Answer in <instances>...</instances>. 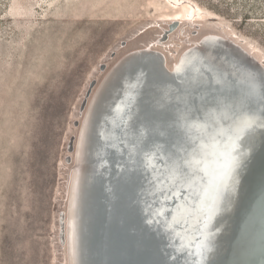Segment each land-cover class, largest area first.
Masks as SVG:
<instances>
[{
    "label": "rangeland",
    "instance_id": "374dc122",
    "mask_svg": "<svg viewBox=\"0 0 264 264\" xmlns=\"http://www.w3.org/2000/svg\"><path fill=\"white\" fill-rule=\"evenodd\" d=\"M205 35L264 69V0H0V264H67L63 161L90 82L159 36L172 65Z\"/></svg>",
    "mask_w": 264,
    "mask_h": 264
},
{
    "label": "bare ground",
    "instance_id": "6f19581e",
    "mask_svg": "<svg viewBox=\"0 0 264 264\" xmlns=\"http://www.w3.org/2000/svg\"><path fill=\"white\" fill-rule=\"evenodd\" d=\"M156 26L149 25L145 31ZM168 30L169 28H167ZM210 42L219 44L220 48L215 53L207 51L206 45L210 44ZM163 43L165 41L159 36L145 46L125 52L109 68L105 69L99 83L91 88V85L95 84V81H92L87 88V92L90 91V95L85 104L82 103L79 108L83 110V115L79 125L78 137L74 138V140H69L65 148L68 153L73 155L72 158L69 157L63 161L65 165L69 164L71 167L68 197L66 209L63 212L60 211L56 219V239L58 245L62 244L66 248L67 264H124L122 261H116L117 257L120 256V242L116 241L118 236L114 235V232L112 234L113 238L109 231L106 233L109 224H107L105 217L107 214L115 213L118 215L124 211V213L126 212V220L131 222L136 216V214H133L134 212H130V209H134L132 196L125 198L124 195L125 188L130 184L132 185L133 174L140 170L143 172L144 180L140 184L138 178L136 190L142 185L140 191L146 194L142 204L147 206L145 207V242L148 246H146L147 250H151L152 244L158 243L157 252H160L167 261L171 260L179 264H205L211 262L223 264L226 260L231 263L237 253L252 250L255 247L251 237L247 239L245 236L240 235V232L237 235L236 230L241 231V228L238 225L237 228L234 224H231L232 228L230 226L228 232L225 230L213 235L212 237L215 240H212V243H209L206 239H201L203 246L198 247L199 245L196 243L199 241L197 239L198 236L206 231V233H209L215 228L214 226L208 230H203L208 225L206 219L211 214H219L221 210H218L217 205L213 206L219 198V193L216 189L217 184L211 186V189L204 188L203 185L207 184V180L200 181L198 179L204 170L194 175L190 166L195 165L193 159L198 157L204 160L210 158L209 155L212 154L206 148H216L218 146L217 133H220L223 128L203 117L201 126L197 128L196 132H190L187 129L183 130L179 126V123L185 118L182 114V109L176 104L164 107L163 99L166 97H163L160 87L155 84V79L159 75L158 71L160 69L164 72V76L168 78L167 81L172 80V83H175L180 77L179 75H181L179 68L181 66H193L192 63L196 62L195 60L200 57L199 63L195 66L201 68L204 66L205 60H209V69L211 72L216 71L217 76L214 74L211 77L210 73L199 71L201 70L199 68V72L193 71L188 74L189 80L185 82L186 87H190L192 83L201 79L202 84L197 87V92L203 91L208 86L215 87L217 90L219 85H221L219 79L222 77H225L224 80L226 82H232L231 78L233 76L236 77L245 72L249 78L253 79L251 82L260 89V97L261 99L263 97L264 105V71L259 66L252 64L248 58H244L242 49L233 44L231 40L217 35H205L184 48L171 68H168L166 56L159 49ZM216 53L220 55H216V57L214 55ZM237 61L242 66H238ZM215 66H218V68ZM124 69H127L126 74L122 71ZM121 72L123 76H120ZM197 72L199 76H197ZM113 80H118V85L114 90L113 96L110 97V101L103 104L104 99L102 96L109 92ZM130 84L131 86L139 84V92L142 93V98L132 102L134 95L129 89L128 98H123L117 103L116 108H118L119 112L111 121L115 122L117 119L122 118L127 121L131 130L129 134L126 133L123 130V123L119 124L115 130H107L111 134L116 132L114 140L109 143L111 147H114V153L112 152L111 154L109 168L105 170L103 166L107 159L102 155V152L105 146L108 147V144L104 136L99 140L101 147L96 146L97 141L95 144L92 142V144L87 145L90 142L87 135L93 131L90 130L92 126L91 119L93 116L100 114V116L98 115L100 117L98 120L101 121L102 127L104 121L106 122L110 118L106 114L111 115L113 111L112 103L123 95ZM228 87L230 88V86ZM228 87L220 88L223 92ZM231 87L236 88V90L241 89L239 88V81L231 83ZM229 91L230 97H232L235 91ZM192 95L198 94L193 93ZM201 98L202 96L199 97V99ZM206 99H201L203 101L197 99L195 104L208 101ZM228 101L227 99L219 100L225 105L230 103ZM120 102L121 104H119ZM98 103L103 104L102 113H99V110L96 109ZM128 106L129 109L138 108L135 117L130 118L129 116L130 119H128L127 113ZM249 126L247 127L249 130L244 135L239 136V138L235 137L236 135L234 136L238 143L264 136V123ZM214 130H217L215 131L217 133ZM120 136L125 138L130 136L129 138L131 139V147L133 146V149H130L131 152L126 157L119 154L118 138ZM233 145H231V153L240 152L241 147L239 145L234 147ZM107 149L108 152L111 151V148ZM239 154L242 155L243 161L250 158V154L246 152H240ZM91 170L93 175L89 176ZM209 178L204 177V179ZM111 204L114 207L110 210ZM204 204L207 205L203 206ZM210 208L214 209L212 213L206 210ZM237 214L247 215V218L240 221L241 224L250 218L248 212H236L227 216L231 217L229 218L231 223L236 220L234 215ZM219 216H216V218H219ZM126 220L123 219L122 221ZM203 222H205L204 225H202ZM245 230H242L241 233L245 234ZM247 230L255 234L253 230ZM103 234L105 236L110 234L113 239V243L110 245L111 256L113 257L109 262L106 261V258L102 261L96 258L101 257L104 253L101 250V246H98L95 236L101 242L103 241L101 238L104 237ZM258 234L263 238L264 242V230ZM239 235L243 239L241 243H236L233 244V247H229L233 241L236 242L239 239H237ZM259 248L262 249V247ZM94 259H97V262H94ZM257 261V264L264 263V252L257 258Z\"/></svg>",
    "mask_w": 264,
    "mask_h": 264
},
{
    "label": "water",
    "instance_id": "95a60500",
    "mask_svg": "<svg viewBox=\"0 0 264 264\" xmlns=\"http://www.w3.org/2000/svg\"><path fill=\"white\" fill-rule=\"evenodd\" d=\"M152 43L150 44L152 45ZM206 48L207 51L215 53V51L218 50L220 47L217 42H210V44L206 45ZM242 52L244 58H248L252 64H254L255 66H259V68L264 71L262 66L257 61H255L249 54H247L243 50ZM214 55L218 56L220 54L216 53ZM215 56L213 57L215 58ZM199 60L200 57L195 60L196 62L192 63L193 66H181V68H179L181 75L178 74L180 77L178 76L179 78L175 83H172V80L167 81L168 78L164 76V72H162V70L160 69L158 71L159 75L155 79V84L160 87V91L162 92L163 97H166L165 99H163L164 107H169L172 104H176L182 109V114L185 116V118L179 123V126L183 130L187 129L190 132H196L197 128L201 126V120L203 117L208 118L211 123L217 124L218 126H221L223 128L220 130V133H217L215 132L217 130H214V132L217 133L216 138L219 139V142H217L218 146L216 148H206V150L211 152L212 154L209 155L210 158L205 159L206 161L200 157L196 159L192 158L196 167L195 165L190 166L191 170H193L194 172V175L197 172L204 170L202 175L198 178L200 181L207 180V184L203 185L204 188L211 189V186L217 184L216 189L218 190L219 198L217 202L212 205H217L218 210H221L219 214L215 213L211 214V216H208V218L206 219L208 221V225L206 229L203 230H208L209 228H213L214 226L215 228L209 233H206V231L204 232L205 234L203 233L202 235L198 236L197 239H199V241L196 243L197 245H199L198 247L203 246L201 239H206L209 243H212V240H215L212 237L213 235H216L219 232L225 230L228 232L231 224H234V226L236 225V227L238 225V227L241 228V231L244 229L246 230L244 234L241 233L240 230L234 229L236 230L237 235L240 232L239 234L245 236L247 239L251 237L255 247L252 250L237 253L231 263H229V261L227 260L225 263L257 264V258H259L260 255L264 252L263 238L258 234L264 230V194H261L264 193V136L256 137L253 140H245V142L243 141L240 143L237 142L238 140H236L234 136L236 135L235 137L239 138V136L244 135L246 131L249 130L247 129L249 125L256 126L259 123H264V105L262 101L263 97L261 99L260 89L257 88L256 84L251 82V80L253 79L249 78L245 72L237 75L236 77L233 76L231 78L232 82H226L224 80L225 77H222L221 79H219V81H221V85H219L217 90L215 87L212 88L208 86V88L203 89V91L200 90L199 92H197V87L202 84L201 79L197 80L195 83H192L190 87H186L185 82L186 80H189L188 74L193 71H198V69L200 68L199 66H195L197 65V63H199ZM237 62L238 66H242L239 61ZM171 66L172 65L168 64L167 67L171 68ZM209 66L210 61L205 60L204 66H202L200 68L201 70L199 71H206L207 73H210L212 77L214 74L216 75L217 73L216 71L211 72ZM215 67L218 68V66ZM122 71L124 74H126L127 69H124ZM198 72L196 73L197 76H199ZM123 73L121 72L120 76H123ZM118 80H113V83L110 86V90L108 89L109 92L102 96V98L104 99L103 104H106L108 101H110V97L113 96L114 90L118 85ZM236 81H239V88H241L239 90H236V88L231 87V83H236ZM130 86L131 84L129 85V87ZM228 86H230V88ZM129 87L125 90L123 95L119 96L112 103L111 107L113 108V111L111 115L106 114V116L110 118L106 120V122L104 121L102 127L100 124L101 121L98 120L100 118V114H98L99 116H93V118L91 119L92 126L90 130L93 131H91L90 134L87 135L89 136L88 139H90V142L87 145H89L90 143L92 144V142H94L95 144L97 141L96 146L101 147V143L99 142V140L104 136V139H106V143L108 144V147L105 146L102 152V155L107 159L106 163L103 166L105 170L109 168V161L111 160V154L114 149V147H111L109 143L114 140L116 132L115 131L114 134H111V132L107 130H115L121 123H123V130H125L126 133L129 134L131 130L127 121L123 120L122 118L117 119L115 122L111 121L112 118L119 112L118 108H116L117 103L123 98H128L127 94L129 89H131L134 95L132 102H136L138 99L142 98V93L139 92V84H134L133 86H131L132 88ZM220 87H223V89L226 87L228 88L227 90L225 89V91L222 92V89ZM229 90H232V92L235 91L232 97H230ZM219 91L221 92L219 93ZM191 93H196L198 95L193 96ZM200 96H202L201 99L207 98L206 100L208 101L199 102L198 104H195V101L197 99L199 101H203L199 99ZM217 96L221 97L217 98ZM220 99L222 101L227 99L230 101L231 104L227 103L225 105L223 102H219ZM103 104L98 103V105L96 106V109L99 110V113H102ZM119 104H121V102ZM137 110L138 108L129 109L128 106V119L135 117V113ZM193 114L195 115L193 116ZM129 137L130 136L125 138L123 136H120L118 138L119 154H122L124 157L128 156V154L131 152L130 149H133V146L131 147L132 144L130 141L131 139ZM233 143L235 144L233 145ZM231 145H233L234 147H237L239 145L241 147L240 152H246L247 154H250V158L246 161H243L242 155L239 154L240 152L236 154L231 153ZM107 148H111V151L108 152ZM200 165L202 166L201 168ZM222 165L225 167L223 168ZM142 173L143 172H141L140 170L139 172L137 171V173L133 174L132 185L130 184L125 188L124 197L127 198V196L131 195L134 201V209H130V212H134L133 214H136V216L132 219V221L129 222L126 220V212L124 213V211L122 212V214L119 213L118 215L113 212L115 215L111 213L107 214L105 217L107 220V224H109V228L106 230V233L107 231H109L112 235L114 232V235L118 236V239H116V241L120 242V256L117 257L116 261H122V263L124 264H179L171 260L167 261L166 258H164V256L160 252H157L158 243L152 244L150 248L151 250H147L146 248L147 245L145 242V207L147 206L142 204V201L145 198L146 194L143 191H140L142 189V185L138 190H136L138 178L140 184L141 181L144 180ZM91 175H93L92 170L89 172V176ZM204 177L210 178L204 179ZM199 180L198 182H200ZM261 200L263 201L259 202ZM138 201L141 203H139ZM205 205L207 204H204L203 206ZM113 207L114 205L111 204L110 210L111 208L113 209ZM206 210L212 213L214 209L210 208ZM241 211L248 212L250 214V218L241 224L240 221L247 218V215L237 214L234 215V219L236 220L231 223V221L229 220V218L231 217L227 216L229 214H233L236 212L239 213ZM218 215H220L219 218H216V216ZM123 219H125L126 221H122ZM204 223L205 222H203L202 225H204ZM203 228L205 227L203 226ZM247 229L253 230L255 234H253ZM236 232L234 233L236 234ZM110 234H107L106 236L103 234L104 237H101L103 239V241L101 242L95 236V239L98 242V246H101V250L104 253L101 257H96L99 258V261H102L106 258V261L109 262V260L113 257L111 256L112 252L110 250V245L113 243V235L111 238ZM240 235L237 237V239H239L236 242L233 241L232 245L228 246L233 247V244H240L243 240L241 239L242 237ZM193 243L196 244L195 241H193ZM259 247H262V249H260ZM96 260L97 259H94V262H97ZM205 264L216 263L211 262Z\"/></svg>",
    "mask_w": 264,
    "mask_h": 264
}]
</instances>
